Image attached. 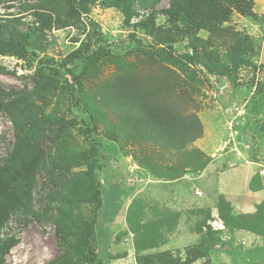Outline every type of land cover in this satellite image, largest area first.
Instances as JSON below:
<instances>
[{
    "label": "rangeland",
    "instance_id": "1",
    "mask_svg": "<svg viewBox=\"0 0 264 264\" xmlns=\"http://www.w3.org/2000/svg\"><path fill=\"white\" fill-rule=\"evenodd\" d=\"M177 2L0 0V264H264V0Z\"/></svg>",
    "mask_w": 264,
    "mask_h": 264
},
{
    "label": "trees",
    "instance_id": "2",
    "mask_svg": "<svg viewBox=\"0 0 264 264\" xmlns=\"http://www.w3.org/2000/svg\"><path fill=\"white\" fill-rule=\"evenodd\" d=\"M178 2L177 0H171L170 3V7L167 8V12L170 13H177L178 12ZM11 39H6L4 37L0 36V49H3L5 47H7L8 45L11 44H17L20 48H22V46L20 45V43L18 42H14ZM47 61V60H46ZM64 66V64L60 65V67ZM55 73H60L59 69L56 67H54V69H52ZM72 89L74 88V84L71 85ZM72 122V121H71ZM63 126H65V123H62ZM36 127V125H34V123L32 122H16L15 123V141L17 145L22 144L23 142H27L28 140L32 139L34 136V128ZM7 164H4L3 161H0V176H3L6 174L5 170H6V166ZM58 235H59V244L60 247L68 252H72V253H77V254H81L82 256H84L85 258H87L88 260L91 261H95L97 260V254L93 248V246L91 245V242L85 238H77L74 239L72 237V233L70 231H66L63 229H59L58 231ZM0 242H6V241H2L0 240ZM61 258L63 257H59L55 260H51L49 262V264H57ZM64 259V258H63Z\"/></svg>",
    "mask_w": 264,
    "mask_h": 264
}]
</instances>
